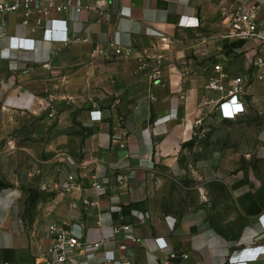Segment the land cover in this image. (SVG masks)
<instances>
[{
    "label": "crops",
    "instance_id": "crops-1",
    "mask_svg": "<svg viewBox=\"0 0 264 264\" xmlns=\"http://www.w3.org/2000/svg\"><path fill=\"white\" fill-rule=\"evenodd\" d=\"M85 2L90 10L57 16L71 33L89 27L77 44L44 43L34 21L26 27L21 13H0V264H50L52 225L101 243L92 259L73 253L72 264H264V187L231 174L239 161L204 144L224 122L222 95L208 89L215 66L249 80L260 52L228 38V12L256 3L264 19V0ZM111 40L124 55L93 60ZM46 103L85 105L50 129ZM250 106L264 110V83H254ZM74 120L84 135L61 141L63 122ZM70 174L78 187L66 193ZM93 177L107 181L99 196ZM173 182L196 184L177 207ZM124 226L139 240L115 234Z\"/></svg>",
    "mask_w": 264,
    "mask_h": 264
},
{
    "label": "built area",
    "instance_id": "built-area-1",
    "mask_svg": "<svg viewBox=\"0 0 264 264\" xmlns=\"http://www.w3.org/2000/svg\"><path fill=\"white\" fill-rule=\"evenodd\" d=\"M91 7L85 0H3L0 2V13L3 15L21 13L23 15V25L31 27L32 21L37 28H42L44 32V43L49 44H77L87 42L82 38V34L89 27L82 24L81 29L77 33H71L69 30L68 20H62L58 17L64 14L73 12L82 13L85 10H90ZM261 9L260 4H243L238 3L234 8L229 10L228 17L230 23V31L228 38L236 39L242 42H256L260 45V52L254 62V72L249 80L244 78H236L230 80L224 73L221 65L215 66L216 76H213L208 84V89L221 94V98L216 106L217 112L222 115V120L236 118L246 112L247 99L251 94V89L256 82L264 83V19L259 17ZM58 16V17H57ZM104 18H110V15L103 14ZM59 28L60 32L55 29ZM5 38V37H4ZM2 37V39H4ZM10 49L19 51L15 44L10 40ZM36 50V42L33 44V49ZM28 52V51H27ZM112 55L121 57L124 55V50L115 41L111 40L104 45H99L92 53L93 60L110 59ZM212 121V119H211ZM208 132L205 129L200 130L198 137L206 138ZM124 179L121 183L124 184ZM107 181L99 182L93 177L92 189L99 196L105 189ZM63 192L69 193L78 187V178L76 174H70L61 183ZM264 216L263 220L264 228ZM131 227L124 226L115 228V234L121 232L127 233V239L138 241L131 234ZM52 238V245L48 248L47 254L51 256L50 264H72L71 255L78 252L80 255L88 259L94 258V253L100 249L101 243L91 241H81L78 237L59 229L52 225L49 230ZM186 257V256H184ZM173 259L176 256H172ZM7 264V263H5ZM98 264H113L111 260H101ZM121 264H131L122 262ZM172 264V263H165Z\"/></svg>",
    "mask_w": 264,
    "mask_h": 264
},
{
    "label": "rangeland",
    "instance_id": "rangeland-1",
    "mask_svg": "<svg viewBox=\"0 0 264 264\" xmlns=\"http://www.w3.org/2000/svg\"><path fill=\"white\" fill-rule=\"evenodd\" d=\"M83 94V92H82ZM84 103H61L59 106L52 103H46L44 111L50 118V129L60 124V116L69 109L76 107V113L79 114ZM68 122V120H67ZM63 122V131L61 135V141L69 138V134L75 132L77 135H84L85 130L82 125L74 120V125H67ZM43 135L45 141L52 136ZM208 135V134H207ZM72 136V135H71ZM72 138V137H71ZM58 139V137H57ZM68 140V139H67ZM66 140V141H67ZM216 143V151L224 152L229 156H234L239 161V168H229L231 174L238 172L243 174L253 175L256 181L254 186L264 187V110L250 106L242 115L225 120L220 125H217L211 131L210 135L205 140V146H212V143ZM77 153H79L77 151ZM187 189V190H186ZM212 189V188H208ZM223 190L220 187L215 188ZM172 190L178 192V196L174 195L171 200L173 206L177 207L183 205L190 198H186L185 195H181V191L192 192L196 191V184L190 183H178L173 182ZM27 195L31 198L32 193L35 192L33 188H27ZM191 196V195H190ZM189 196V197H190ZM194 200V199H193Z\"/></svg>",
    "mask_w": 264,
    "mask_h": 264
}]
</instances>
